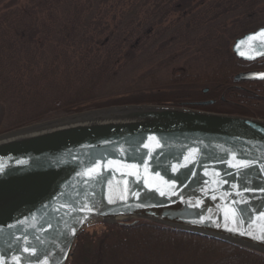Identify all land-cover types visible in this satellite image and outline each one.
Masks as SVG:
<instances>
[{
	"label": "water",
	"instance_id": "water-1",
	"mask_svg": "<svg viewBox=\"0 0 264 264\" xmlns=\"http://www.w3.org/2000/svg\"><path fill=\"white\" fill-rule=\"evenodd\" d=\"M260 33L264 24L233 39L234 54L264 56ZM213 101L112 104L1 132L5 264H70L89 224L137 218L264 255V117L191 106ZM239 161L250 166H232Z\"/></svg>",
	"mask_w": 264,
	"mask_h": 264
},
{
	"label": "trees",
	"instance_id": "trees-1",
	"mask_svg": "<svg viewBox=\"0 0 264 264\" xmlns=\"http://www.w3.org/2000/svg\"><path fill=\"white\" fill-rule=\"evenodd\" d=\"M260 1L0 0V97L7 96L23 114L28 112V106L35 110L14 125L112 104L174 105L205 95L215 99L204 105L206 109L262 116L264 109L256 106L254 98L264 96L261 94L264 79L238 82H248L239 85H250L257 94L235 86L237 82L232 76L240 70H236L239 64L254 69L263 66L264 56L246 61L231 50L233 39L264 24V4L261 6ZM148 39L151 66L144 72L147 83L102 92L108 86L105 81L115 76L118 60L122 59L123 64L131 61L135 48ZM38 51L45 58L41 69L46 72L56 71L55 61L61 57L65 60L69 51L84 60L81 68L89 72L87 75L75 72L71 80H62L66 84L55 80L50 85L59 90L40 102V92L46 96L39 87L42 80L37 81L39 86L34 89H28L30 83L25 81L26 78L36 82L30 65ZM176 60L179 65L171 64L167 75L160 77V70ZM226 65L234 73L229 75V69L224 74L222 67ZM204 86L209 88L206 92L201 91ZM103 223L107 226L105 233L94 240L85 231L80 232L71 264H76L82 256L84 264H105L109 256L102 258L103 250L98 249L101 243L123 241L126 231L138 232V227L145 225L157 227L167 235L192 237L194 243L208 239L222 244L225 250H221L216 264H264V255L257 250L190 234L149 219L139 218L129 224L125 221Z\"/></svg>",
	"mask_w": 264,
	"mask_h": 264
},
{
	"label": "rangeland",
	"instance_id": "rangeland-1",
	"mask_svg": "<svg viewBox=\"0 0 264 264\" xmlns=\"http://www.w3.org/2000/svg\"><path fill=\"white\" fill-rule=\"evenodd\" d=\"M259 4H261L262 6V4H264V0H261ZM115 12L118 13L117 10H115ZM142 22L144 23V21ZM148 47L149 39L142 46H137L135 48L133 54L134 57L131 61L123 64L122 59H119L118 63L116 64L117 72L115 76L105 81V84H108V86L105 87L102 92L120 90L121 88L124 89L130 86H142L147 83V76L144 74V72L151 66L148 55ZM36 54L37 55L33 58L34 60H31L32 63L30 65V69H32L31 73L34 75L33 77L36 78V82L32 81L31 79L28 80L26 78L25 81H29L30 83V85L27 86L28 89H34L38 88L39 86L37 81L42 80V83L39 82L41 85L39 87H42L44 92H46V96H44L43 92H40V96L38 97L40 102H42V99H45L48 94L50 96V94H54L59 90L58 87L50 85L54 84L55 80L59 81L61 84H66L63 81H67L72 78L75 72L83 75H87V73L89 72L87 71L88 69L81 68L84 66V60H81L80 58H78V56H73L70 51L65 54V60L62 59L63 57H61L59 58L58 62V59L55 61V64L57 65L56 71L46 72L44 69H41V64L42 67L44 65V56L42 54H39V51ZM75 60L78 61L77 64L75 63ZM171 64L177 66L179 65V62L178 60H176V62L168 63V66H164L160 70V77H165L167 75L170 70ZM48 67L50 68L49 65ZM245 67H248V65L243 66L239 64V66H237L238 69L236 68V70L247 69ZM250 67L252 66H249V68ZM258 68L263 69L264 65ZM229 69V75L234 73V70L233 68H231V66L226 65L222 67L224 74L227 73ZM42 75L45 76V79L42 77ZM49 76L53 77V81H50L51 78ZM243 81L245 80L234 81L237 82L235 83V86L242 87L243 89L247 90H252L259 94V92H257L255 89L253 90L252 88H250V85H247L250 89L244 85H239L248 84V82L238 83ZM204 88L207 89L203 90ZM208 89L209 88L207 86H204L201 88V91L206 92ZM66 90L68 91L70 89L66 88ZM1 93L2 89H0V95ZM261 94L264 95V92H262ZM200 98L209 99V96L205 95ZM254 100L258 103L256 105L257 107L264 109V96H259L258 98H254ZM14 106L15 104L11 100L7 99V96L0 97V133L21 126L14 124L22 120V118L26 117V115L32 114L33 111H35L34 109H29L30 106H28V112L25 111L23 114L22 110L18 111V108ZM199 107H203L204 109H206L204 105H201ZM261 117H264V115H262ZM138 219L139 218H137L136 220L138 221ZM125 222L129 224L134 221L129 220ZM138 228V232L134 230L126 231L127 233L124 234L125 238L123 236V241L120 240L117 243H112L106 240L100 244L98 249L103 250L102 258L106 259V257L109 256L106 262H104L105 264H216L218 263V257H221L222 255L221 250L225 248L222 244L208 239L207 241H202L203 243H201V240L197 241V243H194V241H192V237H183L174 233H169V235H167L158 231L159 229L157 227L151 225L139 226ZM106 229L107 226L103 222L95 221L89 224L84 229V231L86 232V234L88 233L91 239L94 240L99 234L105 233ZM124 241H126V243H123ZM218 249H220V251ZM82 258L83 256L78 260V264H84L83 260H81ZM72 259L73 254L70 264L72 263ZM92 259L93 256L88 258V262Z\"/></svg>",
	"mask_w": 264,
	"mask_h": 264
},
{
	"label": "snow or ice",
	"instance_id": "snow-or-ice-1",
	"mask_svg": "<svg viewBox=\"0 0 264 264\" xmlns=\"http://www.w3.org/2000/svg\"><path fill=\"white\" fill-rule=\"evenodd\" d=\"M258 35H264V33H260V34H258ZM249 40H251V39H253V37H249L248 38ZM241 54H243V53H241ZM185 159H187V157L185 158ZM233 167H236V168H248L250 165H249V163L248 162H246V161H239L237 164H235V165H232ZM99 167V166H98ZM175 170V169H174ZM194 174V173H193ZM261 191L262 192H264V189H261ZM160 195H165V193L164 192H161L160 193ZM243 202V201H242ZM241 214H242V210H241ZM261 215H264V213H261ZM236 229H232V231H235ZM262 238H264V237H262ZM23 251L25 252V253H28L29 255H36V250L35 249H31V248H29V247H25L24 249H23ZM12 260L14 261V264H20V257L19 256H14V257H12ZM0 264H5V260H4V258L3 257H0Z\"/></svg>",
	"mask_w": 264,
	"mask_h": 264
},
{
	"label": "flooded vegetation",
	"instance_id": "flooded-vegetation-1",
	"mask_svg": "<svg viewBox=\"0 0 264 264\" xmlns=\"http://www.w3.org/2000/svg\"><path fill=\"white\" fill-rule=\"evenodd\" d=\"M248 69H254V68H247V69H244V70H248ZM256 69H260V68H255L254 70H256ZM264 69V68H263Z\"/></svg>",
	"mask_w": 264,
	"mask_h": 264
}]
</instances>
